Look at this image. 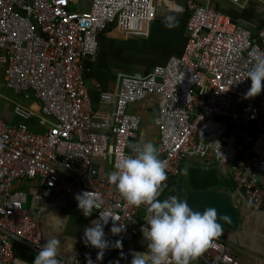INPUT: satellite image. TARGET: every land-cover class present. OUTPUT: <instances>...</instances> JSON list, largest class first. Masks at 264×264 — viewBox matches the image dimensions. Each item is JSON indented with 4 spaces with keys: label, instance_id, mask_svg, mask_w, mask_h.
Masks as SVG:
<instances>
[{
    "label": "built area",
    "instance_id": "built-area-1",
    "mask_svg": "<svg viewBox=\"0 0 264 264\" xmlns=\"http://www.w3.org/2000/svg\"><path fill=\"white\" fill-rule=\"evenodd\" d=\"M78 1L0 0V87L37 101H15V122L0 111V264H30L18 256L17 240L42 250V229L20 187L26 182L36 204L65 207L79 198L85 214L102 224L72 264H105L110 246L144 232L160 233L158 264H182L191 254L206 264H239L229 243L166 214L159 202L169 182L178 192L184 161L212 157L252 208L264 207V24L245 27L209 3L188 0L183 52L146 74L121 73L115 91L97 86L105 107L94 109L86 58L98 54L112 26L144 35L156 6L154 0H92L88 10L71 8ZM149 94L159 100L152 164L142 146L129 150L140 116L127 110ZM35 117L42 131L28 125ZM96 157L109 159L113 177L100 175ZM174 213L191 214L183 200Z\"/></svg>",
    "mask_w": 264,
    "mask_h": 264
},
{
    "label": "crops",
    "instance_id": "crops-1",
    "mask_svg": "<svg viewBox=\"0 0 264 264\" xmlns=\"http://www.w3.org/2000/svg\"><path fill=\"white\" fill-rule=\"evenodd\" d=\"M201 4L209 3L213 8L228 14L235 22L256 28L264 24V4L257 0H243L239 6L228 0H196ZM92 0H79L71 8L88 10ZM156 16L144 35H131L118 32L115 27L99 41L98 54L94 58H86L85 65L89 67L85 80L90 95L91 105L95 109L105 107L99 102L97 86L104 91H115L119 86L121 73L141 72L146 74L155 63L165 61L170 56L180 55L187 42V23L189 10L188 0H154ZM3 95V93L0 92ZM2 98V97H1ZM3 116L13 121L15 101L8 97L2 98ZM37 105L32 102L30 105ZM159 109L158 96L149 94L128 105V112L140 116V127L137 136L132 138L129 150L142 146L147 164L155 163L159 129L155 117ZM264 117V108L261 110ZM32 126L34 122L32 121ZM39 129L45 126L39 123ZM36 130V129H35ZM41 130V131H42ZM38 131V130H37ZM94 164L103 177H113L114 168L109 159L94 158ZM191 166L216 168L220 180H229L228 171L212 157H194L184 161L183 172ZM264 185V173L260 174ZM181 180V179H180ZM227 182V181H226ZM231 183V182H230ZM20 187L29 193L25 207L31 211L42 229V250L38 251L23 243L15 241V250L21 258L30 264H72L74 255L83 248L90 246L97 231L102 227L94 215H86L83 201L74 198L65 207H53L36 204L33 199V185L20 183ZM217 188L230 192L232 203L240 210L239 224L236 229H228L204 221L196 216L193 222L215 236L229 243L239 260V264H264V207L254 209L248 203L242 192L230 184L219 185ZM166 189V187L164 188ZM164 191V190H163ZM160 206L164 212H172V202ZM159 232H144L129 242L117 241L104 254L105 264H158L153 254L160 244ZM182 264H206L197 254H191Z\"/></svg>",
    "mask_w": 264,
    "mask_h": 264
},
{
    "label": "water",
    "instance_id": "water-1",
    "mask_svg": "<svg viewBox=\"0 0 264 264\" xmlns=\"http://www.w3.org/2000/svg\"><path fill=\"white\" fill-rule=\"evenodd\" d=\"M180 179L178 195L174 197L171 191L167 192L166 202L175 206L183 200L193 216L231 230L238 227L240 210L232 203L230 192L217 188L220 176L216 168L191 166ZM184 179L188 180L186 190H183Z\"/></svg>",
    "mask_w": 264,
    "mask_h": 264
},
{
    "label": "rangeland",
    "instance_id": "rangeland-1",
    "mask_svg": "<svg viewBox=\"0 0 264 264\" xmlns=\"http://www.w3.org/2000/svg\"><path fill=\"white\" fill-rule=\"evenodd\" d=\"M0 92L3 93L4 95H6V97H8L9 100L21 102V103H23L25 105H30V103H32L33 101L34 102H37L35 99H33V96L32 95L30 96V99H25V94L18 95L15 92L14 89H10V88H7L5 86L0 87ZM1 97L2 96H0V109L2 110L3 109V103H4V101H2V98ZM16 120L17 119L14 117L13 121H16ZM38 120L39 119L37 117H35V118H33V120L31 119V120L27 121V123H28V125L31 128L36 129L38 131H41L42 128L39 129L40 126L38 125ZM32 121L34 122V126H32V124H31ZM185 172H186V170L184 171V173ZM182 184H183V188H184L183 190H186L187 184H188V180L187 179H184L183 182H182Z\"/></svg>",
    "mask_w": 264,
    "mask_h": 264
},
{
    "label": "trees",
    "instance_id": "trees-1",
    "mask_svg": "<svg viewBox=\"0 0 264 264\" xmlns=\"http://www.w3.org/2000/svg\"><path fill=\"white\" fill-rule=\"evenodd\" d=\"M2 113V112H1ZM3 115V114H2ZM5 118V117H4ZM229 180L230 182L232 183V185L234 186L233 182L231 181L230 177H229ZM227 181V182H226ZM228 180H225L224 178H222L220 180V183L219 185H225L226 187L230 186V183ZM171 191L173 194H178L177 192V186L173 185L172 182H169V186L166 187V189H164V192H163V196H162V202L163 204L165 203L164 202V198H165V195L167 194V192ZM173 210H174V207H173ZM166 214L172 216V217H175L176 219H180V220H183V221H193V218L194 216L192 214H190L189 216H182L180 214H175L174 211L172 212H166Z\"/></svg>",
    "mask_w": 264,
    "mask_h": 264
}]
</instances>
